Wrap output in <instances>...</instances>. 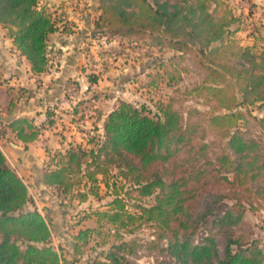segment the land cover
Segmentation results:
<instances>
[{"label":"trees","instance_id":"1","mask_svg":"<svg viewBox=\"0 0 264 264\" xmlns=\"http://www.w3.org/2000/svg\"><path fill=\"white\" fill-rule=\"evenodd\" d=\"M43 1L0 0V24L34 75L49 70V37L59 30ZM100 8L96 25L101 30L195 53L212 92V111L190 108L185 115L169 103L152 112L121 100L92 147L46 149L45 186L64 202H85L104 183L118 206L102 216L125 227L135 215L120 203L115 187L127 184L151 199L137 204V218L154 229L157 242L167 241L162 251L177 264H264L258 243L237 235L248 206L264 195V139L251 130L252 121L264 129V118L250 109L264 105V48L236 41L237 16L225 0H100ZM7 126L24 143L40 135L28 117ZM79 174L88 180L73 178ZM30 203L27 184L0 148V264H64L51 243L47 218L26 209ZM210 222L215 231L196 243L195 236ZM126 245H113L91 264H134Z\"/></svg>","mask_w":264,"mask_h":264},{"label":"rangeland","instance_id":"2","mask_svg":"<svg viewBox=\"0 0 264 264\" xmlns=\"http://www.w3.org/2000/svg\"><path fill=\"white\" fill-rule=\"evenodd\" d=\"M45 1L43 3L63 32L85 29L79 27L81 21L86 26L89 24L85 29L86 38L80 45L87 51V77L92 83L101 79L104 84L102 89H94L87 99L80 98L62 110L67 114V119L59 122L57 128L68 146L82 144L92 147L103 134L101 125L104 115L121 100L139 107L145 106L152 112H157L162 105L169 103L185 115L190 108H198L206 113L212 111L208 104L212 92L204 85L206 72L195 53L175 51L155 45L149 39L139 40L112 34L107 29L101 30L96 25L101 13L100 4L93 9L89 0H77L81 4L70 3L73 7L71 12L65 7L71 6L66 5V1H62L64 5L60 6ZM225 2L237 16L232 26L233 30L238 29L234 33L236 41L242 46L264 48V6L255 4L253 0ZM49 49L50 62L56 66L62 59L59 55L61 50L53 47L50 37ZM111 70L113 73H110ZM113 94L118 98H112ZM250 109L253 116L264 118V105ZM57 115L61 119L66 118ZM252 122V132L264 139V129L257 121ZM65 132L67 135L63 136ZM9 156L13 160V156ZM22 160L14 159L13 163L28 186L31 203L26 209L37 210L47 218L52 231L51 243L62 255L64 264H91L98 257L104 258L113 245L122 242H127L125 252L134 264H177L174 258L162 251L165 241L157 242L154 229L137 218L140 214L137 204L150 203L151 199L141 198L129 185L118 182L115 188L120 194V203L125 204V209L135 216L125 227L122 222L113 224L101 213L112 211L118 206L114 203L116 195L112 188L108 189L101 183L95 187L97 195L91 194L87 201L68 198L64 202L53 195L50 188L43 187V177L39 172L45 170V167L26 166ZM73 178L88 180L83 174L73 175ZM99 178L102 179L101 176ZM109 180L113 182V177ZM78 192L79 187L76 186L73 195L76 196ZM208 230L215 231L213 223H207L201 228L195 241L202 242ZM81 232L87 234L84 236ZM237 235H243L246 243L256 241L264 250V195L252 206H248L237 228Z\"/></svg>","mask_w":264,"mask_h":264},{"label":"crops","instance_id":"3","mask_svg":"<svg viewBox=\"0 0 264 264\" xmlns=\"http://www.w3.org/2000/svg\"><path fill=\"white\" fill-rule=\"evenodd\" d=\"M62 1H66V5H71L72 2L81 4L77 0H46L45 3L53 2L60 6L63 4ZM89 1L93 9L98 8L99 0ZM253 2L264 6V0H253ZM65 7L69 12L73 9L72 5ZM81 22V24L78 23L79 27L87 29L89 24L86 26L84 21ZM85 29L79 31V28L77 32L66 33L59 28L58 31L50 34L53 47L61 50L59 55L62 59L56 66L50 62L46 73L34 75L30 62L20 54L13 39L8 35L7 29L0 24V120L6 124L1 141L4 152L8 156L9 154L13 156V160L19 161L23 158L22 161L26 166L45 167L50 159L46 152L47 148L54 153L70 146L58 133L59 122L67 119V114L62 110L70 107L80 98L87 99L94 89H102L104 84L101 79L92 83L87 77L89 71L85 68V52L87 51L80 46L87 35ZM110 73H113V70ZM72 82H75L73 85L77 88V95L73 98L67 94V89ZM112 98H118V96L113 94ZM12 102L15 103L14 106H11ZM57 114L66 118L61 119ZM107 114L103 118L102 131H104L103 124ZM19 117L33 119L35 126L40 129V135L36 140L24 143L7 126ZM64 135H67V132ZM9 158L11 159L10 156ZM39 173L41 177H44V170Z\"/></svg>","mask_w":264,"mask_h":264},{"label":"built area","instance_id":"4","mask_svg":"<svg viewBox=\"0 0 264 264\" xmlns=\"http://www.w3.org/2000/svg\"><path fill=\"white\" fill-rule=\"evenodd\" d=\"M77 88L75 85H71L68 87L67 89V94L69 95V97L73 98L75 97L77 94ZM6 130V124L0 120V148L1 150L4 152L3 150V146H2V133ZM5 153V152H4ZM5 156L9 162V164L11 165V167L19 174V176H21L19 170L17 169V167L14 165V163L12 162V160L9 158V156L5 153ZM22 177V176H21ZM23 179V178H22ZM25 182V181H24ZM26 183V182H25ZM51 189V188H50ZM52 191H54V189H51ZM206 235V234H205ZM196 243H200V242H196ZM165 246H167V241H165Z\"/></svg>","mask_w":264,"mask_h":264},{"label":"water","instance_id":"5","mask_svg":"<svg viewBox=\"0 0 264 264\" xmlns=\"http://www.w3.org/2000/svg\"><path fill=\"white\" fill-rule=\"evenodd\" d=\"M43 185V187H44V184H42Z\"/></svg>","mask_w":264,"mask_h":264}]
</instances>
